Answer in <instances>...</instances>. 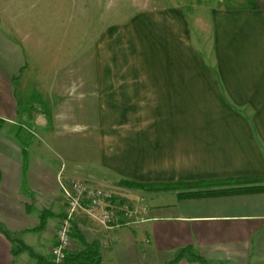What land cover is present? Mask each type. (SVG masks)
<instances>
[{
  "label": "crops",
  "instance_id": "obj_1",
  "mask_svg": "<svg viewBox=\"0 0 264 264\" xmlns=\"http://www.w3.org/2000/svg\"><path fill=\"white\" fill-rule=\"evenodd\" d=\"M154 18L145 22L150 39L160 28L166 39L179 41L176 52L172 50L175 55L179 48V57L168 56L165 68L146 75L150 92L159 93L160 107L177 111L157 129L159 157L166 156L165 162L156 169L147 158L137 163L130 152L119 159L105 155L102 139L96 137L80 146L66 141L56 153L45 150L38 136L33 149L25 152L13 134L1 133L0 226L34 256L26 250L13 256L11 241L0 232V264H49L64 208L61 173L107 186L122 178L264 179V0H179V5L164 7L159 20ZM2 36L0 61L18 58L19 53L21 71L22 49L7 34ZM16 72L0 70V118L10 124L20 115L12 87ZM131 86L127 91L135 92V84ZM53 108L55 124L61 113ZM29 116L35 124H44L38 118L42 114ZM100 121L96 118L95 125ZM126 189L116 196L129 203L136 220L107 228L77 213L69 254L91 245L99 252L100 264H167L190 246L212 263L264 264V191L181 199L173 190ZM167 192L173 194L166 197ZM176 264L199 263L183 257Z\"/></svg>",
  "mask_w": 264,
  "mask_h": 264
},
{
  "label": "rangeland",
  "instance_id": "obj_2",
  "mask_svg": "<svg viewBox=\"0 0 264 264\" xmlns=\"http://www.w3.org/2000/svg\"><path fill=\"white\" fill-rule=\"evenodd\" d=\"M175 4L179 0H0V39L4 40L3 32L18 44L24 65L20 71L19 53L18 58L0 61V70H17L12 87L20 112L17 123L5 122L0 134H14V127L20 126L21 134L31 138L28 149L40 136L46 143L42 147L56 153L66 141L80 146L96 137L102 139L105 155L119 159L130 152L137 163L147 158L159 169L166 156L159 157L157 129L161 120L175 118L177 111L160 107L159 93L150 92L146 75L165 68L168 56L179 57V48L173 55L179 41L166 39L160 28L150 39L145 22L150 16L159 20L160 11ZM3 47L0 42L2 52ZM128 84L130 90L135 84V92L127 91ZM137 95L138 102L126 99ZM53 107L61 113L55 124ZM29 113L42 114L38 118L44 124H35ZM96 118L102 120L97 126ZM150 154L157 156L151 159ZM72 176L76 175L61 173L62 193V185ZM95 186L115 194L128 190L117 188L116 182Z\"/></svg>",
  "mask_w": 264,
  "mask_h": 264
},
{
  "label": "trees",
  "instance_id": "obj_3",
  "mask_svg": "<svg viewBox=\"0 0 264 264\" xmlns=\"http://www.w3.org/2000/svg\"><path fill=\"white\" fill-rule=\"evenodd\" d=\"M5 124V120L0 118V128ZM13 138L19 143L26 152L28 149V140L30 136L21 134V127L16 126L13 129ZM33 136V135H32ZM262 178L258 176H232L217 179H200L191 181H165V182H143L132 179H120L117 182L119 187L141 189L145 191H176L178 198H197L210 196H224L233 194L253 193L264 191V184L261 183ZM118 198V196H116ZM120 199V198H119ZM122 202L124 200L120 199ZM41 228L43 221L40 224ZM0 232L3 233L12 243L11 253L13 256L18 255L21 251H28L33 255L32 250L22 241L11 238L0 226ZM187 257L189 260L199 264H217L207 261L205 258L197 254L192 247L182 248L179 253L167 264H176L181 258ZM39 258V257H37ZM100 256L98 250L94 246H87L85 250L69 254L66 258V264H100Z\"/></svg>",
  "mask_w": 264,
  "mask_h": 264
},
{
  "label": "built area",
  "instance_id": "obj_4",
  "mask_svg": "<svg viewBox=\"0 0 264 264\" xmlns=\"http://www.w3.org/2000/svg\"><path fill=\"white\" fill-rule=\"evenodd\" d=\"M62 188L64 208L50 247L49 264H66L72 248L73 219L77 213L86 214L104 227H119L136 220L129 203L122 202L110 189L98 188L79 176L69 177Z\"/></svg>",
  "mask_w": 264,
  "mask_h": 264
}]
</instances>
